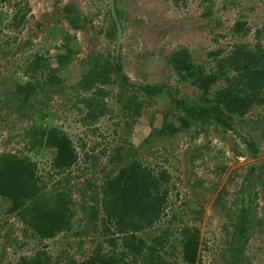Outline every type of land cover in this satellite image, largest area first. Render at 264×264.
<instances>
[{
    "label": "rangeland",
    "instance_id": "obj_1",
    "mask_svg": "<svg viewBox=\"0 0 264 264\" xmlns=\"http://www.w3.org/2000/svg\"><path fill=\"white\" fill-rule=\"evenodd\" d=\"M109 2L0 0V152L31 160L40 192L64 190L72 210L40 238L0 195V264L38 250L50 264L92 252L141 264L120 228L168 264H189L183 227L197 237L191 264H264V0H113L116 52ZM28 74L37 85L26 95ZM170 97L219 108L230 126L190 117ZM32 128L65 135L75 161L52 168ZM121 168L160 199L151 217L141 215L151 203L131 219L104 214Z\"/></svg>",
    "mask_w": 264,
    "mask_h": 264
},
{
    "label": "trees",
    "instance_id": "obj_2",
    "mask_svg": "<svg viewBox=\"0 0 264 264\" xmlns=\"http://www.w3.org/2000/svg\"><path fill=\"white\" fill-rule=\"evenodd\" d=\"M62 57H64L63 54L58 56V62ZM37 59L39 58L35 57L29 64L36 63ZM32 68L36 69L35 65ZM35 80V74H28L25 85L26 95L29 90L35 87L34 85H37ZM139 88L146 95L159 91L157 86L143 85ZM170 101L190 117L201 119L203 116H210L222 126H230L227 119L223 118V112L219 108L211 110L201 106L186 108L179 99L170 97ZM234 101L240 107L245 108L247 106V102L242 100ZM30 136L32 138L31 145L42 143L52 148V168L64 169L75 161L76 153L65 135L59 134L53 129L32 128ZM246 145L253 150L251 142H246ZM123 175L124 169L121 168L116 176L109 180L108 188L110 190L106 193L107 204L103 209L104 214L108 218L116 219V221H118L119 213L121 215L127 214V217L131 219L137 215L136 211L139 206L147 208L151 207L149 206L151 203V209L141 214L145 218H149L152 215L154 205H158L160 199L156 194L151 193L149 186L137 180V175L129 176L127 181L124 180L125 176ZM127 175L129 174L127 173L126 177ZM36 182V168L31 160L19 157L11 151L0 152V195L9 199V210L16 211L21 221L29 226L38 237L48 238L60 231L67 223L72 214L71 199L64 190H54L45 197L44 193L40 192ZM243 210L245 211L247 208L243 207ZM245 229V217H243L239 236L245 233ZM119 231L122 233L121 242L126 253L131 256L139 255L141 264H168L158 255H154L151 246L146 245L141 238L134 237L132 233H124L122 228ZM180 234L182 236L181 259L191 264L196 260L197 237L187 227H183ZM50 260L48 254L43 250H38L31 258L22 257L13 264H50ZM60 264H114V262L109 255L92 252L82 260L71 259Z\"/></svg>",
    "mask_w": 264,
    "mask_h": 264
},
{
    "label": "water",
    "instance_id": "obj_3",
    "mask_svg": "<svg viewBox=\"0 0 264 264\" xmlns=\"http://www.w3.org/2000/svg\"><path fill=\"white\" fill-rule=\"evenodd\" d=\"M109 9H110V13H111V16H112V19L114 21V25H115V28H116V47H115V52H116L117 51L118 41L120 40V27H119V23L116 20V16H115V13H114L113 0H110V2H109Z\"/></svg>",
    "mask_w": 264,
    "mask_h": 264
}]
</instances>
